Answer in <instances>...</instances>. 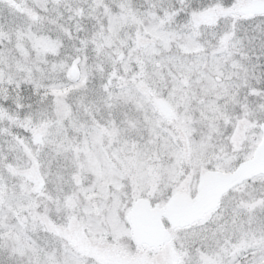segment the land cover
<instances>
[{"label": "snow or ice", "instance_id": "6c2138e0", "mask_svg": "<svg viewBox=\"0 0 264 264\" xmlns=\"http://www.w3.org/2000/svg\"><path fill=\"white\" fill-rule=\"evenodd\" d=\"M0 264H264V0H0Z\"/></svg>", "mask_w": 264, "mask_h": 264}]
</instances>
